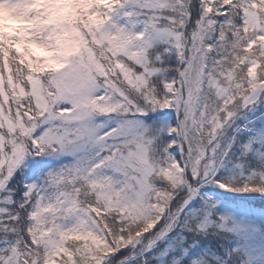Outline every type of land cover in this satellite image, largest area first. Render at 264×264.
Here are the masks:
<instances>
[{"label":"snow or ice","instance_id":"6c2138e0","mask_svg":"<svg viewBox=\"0 0 264 264\" xmlns=\"http://www.w3.org/2000/svg\"><path fill=\"white\" fill-rule=\"evenodd\" d=\"M0 264H264V0H0Z\"/></svg>","mask_w":264,"mask_h":264}]
</instances>
